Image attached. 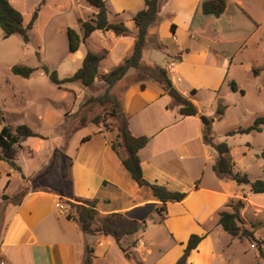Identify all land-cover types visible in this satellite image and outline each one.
<instances>
[{
  "label": "crops",
  "instance_id": "1",
  "mask_svg": "<svg viewBox=\"0 0 264 264\" xmlns=\"http://www.w3.org/2000/svg\"><path fill=\"white\" fill-rule=\"evenodd\" d=\"M104 1L108 22L121 23L127 33L116 35L111 31L96 30L83 41L79 20L85 21L96 13V10L93 12L88 9V14L77 17L79 29L63 28L67 38L66 57L73 65L70 74L81 66L87 52L100 57L99 76L120 65L131 54L137 33L133 16L144 8L145 0ZM199 1L160 0L159 18L148 28L146 46L138 69L143 71L144 76L126 84V76L136 71L130 69L115 84L121 91L120 108L126 116L129 132L136 137H148L147 144L138 151L142 177L170 191L184 192L185 198L180 202L166 203L163 213H157L160 202L131 179L121 162L124 149L119 147L116 153L111 148V142L114 141L111 134L90 123L78 126L65 141L54 138L56 144H51L50 151L45 154L47 159H52L54 150L62 153L66 162L63 180L68 185L67 191L60 192L52 187L30 188L17 202L5 203L2 207L0 263L86 264L89 248L91 264H134L125 257L113 237L81 232L77 222L66 216L68 212L64 211L61 204V201L66 200L78 203L96 201L95 227L110 214L119 215L121 228L133 222H144V230L138 232L133 240L137 241V256L142 263L147 264H174L192 234L202 239L190 252L186 264H211L214 251L210 236L213 230L220 227L217 223L218 214L231 211L228 206L230 201L241 199L244 202L240 211L243 225L250 223L247 214L255 215L264 211V205L255 201L256 198L264 199V193L253 194L247 185H237L233 180L220 178L213 172L216 152L211 151L202 138L204 127H212L213 120L205 118L208 124L204 125L200 117L205 112L199 106L201 99L205 98L208 103L206 109L210 112L215 101L221 99L227 103L228 98L233 101V94L237 92L241 96L245 95L241 78L243 74L245 77L250 76L248 65L254 71H258L259 66L255 61L245 66L241 52L259 28V23L246 7V0H232L250 16L256 28L230 57L190 36L189 27ZM71 2L69 0V4ZM249 25L252 26L251 23ZM68 29L78 38L74 52L68 48ZM214 32L220 33L219 28H215ZM177 57L180 59L176 60ZM151 67H161L167 71L172 86L196 106V115L179 114V107L164 92L157 72ZM230 82L235 84L236 90L231 89ZM38 120H41L40 116ZM62 120L63 115L55 127ZM251 133L244 135L249 136ZM27 139L22 140L17 147L22 146ZM36 139L40 141L32 144L36 146V149H32L33 153L45 151L46 148L42 146L47 138ZM245 145L250 146L248 140ZM17 159L15 154L13 161L16 165ZM235 168L238 169L236 163ZM17 172L7 160H0L1 197L7 194ZM149 234L157 238L147 237ZM154 251L159 257L149 262Z\"/></svg>",
  "mask_w": 264,
  "mask_h": 264
},
{
  "label": "rangeland",
  "instance_id": "2",
  "mask_svg": "<svg viewBox=\"0 0 264 264\" xmlns=\"http://www.w3.org/2000/svg\"><path fill=\"white\" fill-rule=\"evenodd\" d=\"M246 1L248 4L246 7L259 23V28L247 41L241 55L245 59V66L255 61L259 69L254 72L251 65H248L250 76L245 77L243 74L241 82L246 92L244 96L237 92L233 94L236 100L233 98L232 101L228 98L227 103L222 102L221 99L215 101L210 112L206 109L208 103L205 98L201 99L199 106L203 107L202 110L205 112L203 117L213 120L210 133L214 140H226L236 167L250 180H255L264 179V167L260 168L264 165V157L261 155V152H264V131L250 132L249 136L244 134L225 136L229 130L249 126L255 116H264V67H262L264 64V0ZM10 3L21 12L25 25L31 19L33 12L37 14V17L32 28L27 31L29 41L26 44L19 35L4 38L0 29V115L3 117L0 126L27 125L47 138L42 146L47 151L33 153L32 149H36V146H33L35 141H40L36 138H28L22 146H14L18 158L17 165L23 169L20 168L17 172L7 189V194L2 197L0 195V216L4 205L17 202L30 188L52 187L60 192L67 191L68 185L63 180L66 174V162L62 158V153L55 162L53 158L45 157L51 144H56L54 138L59 137L65 141V138L75 128L81 126V122H84V124H94L111 134L116 143L119 142L116 135L117 126L120 124L119 117L111 114L114 109L111 102H107L104 106L97 102L89 103L79 110L88 97H96L104 93L106 85L101 81L100 76L85 89L77 84H68L59 89L42 71V66H45L49 70H55L59 78L72 75L70 69L73 65L66 57L67 38L63 28H78L77 17L88 14V9L94 12L95 8L89 6L85 0H72L71 4L69 0H11ZM14 65L33 68L34 73L29 78L19 77L11 72V67ZM153 69L151 67V70ZM143 76V71L137 69L133 74L126 76L125 82L127 84ZM120 93V88L115 85L109 91L112 99L119 104ZM218 105L227 106L222 118L216 117L215 109ZM61 115L63 120L55 127ZM246 140L250 144L249 147L245 145ZM211 151L214 152L212 148ZM255 201L264 205L263 198H256ZM61 204L64 211H70L64 202L61 201ZM246 218L250 223H245L243 226L254 230V235L264 241V211L255 215L247 214ZM251 224L253 228L250 227ZM117 227L123 226L118 224ZM133 237L127 240L123 238L122 245L128 249V243L133 240ZM147 237L157 238L156 235L151 234ZM210 238L214 251L211 264H264V258L258 256L255 242L245 237H232L218 227L217 230H213ZM163 245H165L164 242ZM158 257L159 255L154 251L149 257V262H154ZM136 258L140 260L137 254ZM143 264L147 263L143 262Z\"/></svg>",
  "mask_w": 264,
  "mask_h": 264
},
{
  "label": "trees",
  "instance_id": "3",
  "mask_svg": "<svg viewBox=\"0 0 264 264\" xmlns=\"http://www.w3.org/2000/svg\"><path fill=\"white\" fill-rule=\"evenodd\" d=\"M87 4L95 8L96 13L89 19L79 20L82 28L81 39L84 41L92 32L96 30L111 31L116 35H124L127 29L121 24H112L107 20V7L104 0H85ZM160 0H145L144 8L139 10L133 16V21L137 27V33L134 38L131 54L117 67L111 69L104 75L100 76L101 81L106 84L104 93L96 97H88L84 101L79 110H82L89 103L97 102L104 106L107 102H111L114 106L111 114L118 116L120 124L117 126L116 138L119 142H111V148L118 153V148L124 149V155L121 162L131 179L141 188L150 192L152 197L160 202L156 208L157 213L161 214L165 210V204L168 202L182 201L186 193L178 191H170L166 187L149 183L142 177L140 160L138 151L143 148L147 142L146 136H133L127 128L126 116L121 112L120 104L114 101L109 94L110 89L121 80L130 69H139L142 52L146 46L148 28L151 24L158 21V10ZM37 17L35 12L32 13L31 19L25 25L23 16L19 10L13 7L9 0H0V29L4 38L11 35H19L23 43H28L29 36L27 31ZM252 24V26L249 25ZM215 28H219L220 33L214 32ZM256 28V23L239 8L232 0H200L197 10L189 27L190 36L206 42L214 48L228 56H233L235 52L241 48L245 39ZM68 48L74 52L77 49L78 38L75 33L68 29ZM239 37L242 39L239 40ZM180 58L177 57L176 60ZM100 57L91 52H87L82 60L81 66L70 76L59 78L55 70H49L42 66V71L47 75L49 81L59 89L68 84H77L80 88L90 87L98 75V64ZM157 79L159 80L164 92L172 99L173 103L179 107L178 112L182 116H194L197 114V108L194 103L178 92L171 84L167 76V71L161 67H155ZM11 72L22 78H29L34 69L14 65ZM256 72V71H254ZM232 90H236L233 82H230ZM194 92V91H193ZM226 107L218 105L215 109L216 117L223 116ZM0 122L3 117L0 115ZM84 125V122H81ZM264 130V116H257L247 127H238L229 130L225 136H234L236 134H248L250 132H260ZM45 139L39 133L34 132L27 125L21 124L14 127L3 125L0 129V160H7L10 166L19 171V167L14 163V146H18L22 140L26 138ZM203 142L210 146L216 152V159L212 165V170L216 176L220 178H228L233 180L237 185H247L249 191L253 194L264 193V179L250 180L247 175L235 168V163L230 156V148L226 141H215L210 133V126H205L202 133ZM60 151L55 150L53 153V162L58 161ZM264 157V152H262ZM198 183L195 184L197 186ZM70 211L66 214L67 218L77 222L79 229L83 233L104 234L113 237L123 254L134 264H143L136 258V240L128 243V249L122 245V239L127 240L135 236L138 232L144 230V222H133L126 228H118L120 222L119 215L110 214L103 217L102 222L97 227L94 226L97 210L95 209L96 201H82L81 203H73L69 200L64 201ZM231 211H221L218 214V225L224 232L232 237H245L255 242L258 256L264 258V242L260 237L254 235V230H249L243 226V220L240 215L244 202L241 199L231 200L229 205ZM73 210V211H72ZM253 228V225L251 226ZM202 237L196 234L189 236L182 255L174 264H186L190 252L197 247ZM91 250L87 248L86 264H91Z\"/></svg>",
  "mask_w": 264,
  "mask_h": 264
},
{
  "label": "water",
  "instance_id": "4",
  "mask_svg": "<svg viewBox=\"0 0 264 264\" xmlns=\"http://www.w3.org/2000/svg\"><path fill=\"white\" fill-rule=\"evenodd\" d=\"M200 120H201V122H202L204 125H207V124H208V122L205 120L204 117H200Z\"/></svg>",
  "mask_w": 264,
  "mask_h": 264
},
{
  "label": "built area",
  "instance_id": "5",
  "mask_svg": "<svg viewBox=\"0 0 264 264\" xmlns=\"http://www.w3.org/2000/svg\"><path fill=\"white\" fill-rule=\"evenodd\" d=\"M0 264H2V262Z\"/></svg>",
  "mask_w": 264,
  "mask_h": 264
}]
</instances>
